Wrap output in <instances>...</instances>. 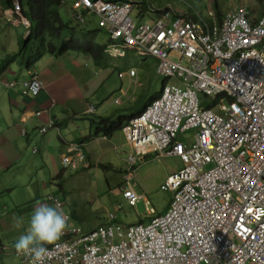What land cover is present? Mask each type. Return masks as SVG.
Here are the masks:
<instances>
[{"label": "built area", "instance_id": "2783aa9c", "mask_svg": "<svg viewBox=\"0 0 264 264\" xmlns=\"http://www.w3.org/2000/svg\"><path fill=\"white\" fill-rule=\"evenodd\" d=\"M81 6L115 41L110 56L122 57L128 48L152 56L158 74L171 79L162 98L126 127L129 160L153 150L180 157L184 168L163 187L174 193L164 217L148 225L65 231L61 237L73 238L46 246L44 264H264V3L259 17L239 7L220 22L210 12L206 19L172 21L164 14L139 23L131 0H79L75 9ZM14 11L21 12L18 2ZM24 86V95L36 96L42 82L33 75ZM197 92L233 100L215 111ZM71 150L79 159L64 163L75 168L83 157L78 146ZM18 257L30 264V257Z\"/></svg>", "mask_w": 264, "mask_h": 264}, {"label": "crops", "instance_id": "0c3cea01", "mask_svg": "<svg viewBox=\"0 0 264 264\" xmlns=\"http://www.w3.org/2000/svg\"><path fill=\"white\" fill-rule=\"evenodd\" d=\"M187 1L188 3L185 5L177 3L175 6L170 5L167 8L172 12V20L182 13L191 15L194 10L201 14L214 11L220 18L232 8L241 5L224 10L220 8L217 0H207V9L202 12L200 6H196L190 0ZM144 5L146 8H150L146 3ZM2 8H4V4L0 0V57L4 54L7 60L9 59L7 46L11 42L12 33L7 34V30L3 28L1 21L7 26L12 25L15 28L19 26L17 23L7 22L6 17L10 11L4 8L6 12L2 13ZM65 9L66 12L63 11L62 15L68 20L71 17L70 3ZM141 10L142 15L139 17L141 21L145 16H149L151 20L156 18V15L147 13L149 11L145 7H142ZM26 37V33H19L20 52H22V43ZM46 57L47 55L42 60ZM51 58L52 60L47 63L42 72L31 68L34 73L40 75L45 86L41 94L32 100L22 94V83L29 79L28 67L26 66V79L13 87H9L10 85L5 78L6 71L9 69L5 70L3 67L5 59L0 61V65L3 67L0 72V198H2L0 200V212L2 204H6L3 197L10 193L15 205L14 211L17 212L15 217H23L25 221L23 227L17 228L13 223L14 215L10 218L11 222L7 223L6 220H3L1 215L3 213H0V243L15 244L16 239L24 234L28 219L37 202L50 205L46 200L48 195L63 201L64 208L66 207L67 204L62 196L67 195V183L70 180L62 181L63 184L59 182L57 188L54 183L55 180H62L64 177L61 176L57 179L55 177L59 173L64 174L63 176L68 173L70 178L74 179L89 172L73 173L63 169L60 159L66 152L67 143L84 139L86 141L84 145L85 155L92 166L98 164L99 166L103 165L105 169L113 168L112 164L109 163L107 166L101 162L103 156L110 153L119 161V167L125 165L124 160L128 148L123 132L119 131L109 138H103V135L98 134L97 126L89 120V118L93 119L94 116H87L86 114L89 105L96 107V116L103 117L131 115L143 107L144 102H138V99L129 97L127 92L124 93L125 98L122 99V105H115L111 97H108L109 91H104L106 83L110 80L109 77L103 74L96 76L94 73L96 65L93 61L90 63L91 59L74 53ZM15 60L16 58L13 57L10 58L9 62H15ZM90 70H93V75ZM129 84L136 85L130 78ZM100 89L103 90V93L97 94ZM112 107L118 109L112 111ZM43 108L49 109L47 111L57 125L56 129H52L45 135H42L39 129L46 123V117L40 119L33 115L35 110ZM34 149H37L36 153L33 151ZM28 153H30V160L26 157ZM34 168H36V172ZM26 180H29L28 185L24 184ZM70 211L69 209L67 213ZM11 256L13 253L0 257V264H10V260L14 257L11 258ZM18 262L13 258L11 264H18Z\"/></svg>", "mask_w": 264, "mask_h": 264}, {"label": "rangeland", "instance_id": "374dc122", "mask_svg": "<svg viewBox=\"0 0 264 264\" xmlns=\"http://www.w3.org/2000/svg\"><path fill=\"white\" fill-rule=\"evenodd\" d=\"M136 4L140 2H145L149 7H151V14H156L155 11H164L169 8V6H175L177 3L186 4L187 0H132ZM196 6H200L202 12H205L208 6L207 0H190ZM210 1V0H209ZM220 4L221 9H228L230 7L238 6L239 4H244L254 9H259L261 6V0H217ZM200 3V4H199ZM26 4V2H25ZM132 12V18L137 21L139 10L136 8ZM192 9L194 7H191ZM66 12V9H63ZM62 11V12H63ZM151 18L145 16L141 23L150 22ZM97 19L96 17L89 18V21L84 28L89 31L98 30L97 29ZM2 26L7 30V34L12 33L11 42L7 46V57L3 54L0 57V61L4 60L3 67L5 70L8 68L9 71H6V80L8 84H19L22 80L27 77V68L26 61L29 56V52L22 50L20 52L18 40L19 33H25L24 27L19 26L17 28L12 25H6L1 21ZM36 26V22L33 21V28ZM97 40L105 45L109 41V36L100 32L97 36ZM138 57L134 54L128 53L126 59L123 61L109 60L107 65L102 66V70L96 67L94 73L96 76L103 74L109 77V81L104 87V91H109L108 97H111L112 102L114 98L121 97L124 99V93L127 92L129 97H134L138 99V102H147L149 98L154 96L156 93L161 91V86L163 83V78L159 77L156 74V62L154 59L148 58L147 61L143 62L145 55L142 53H137ZM82 56L81 54H78ZM15 57V62H12L10 58ZM52 55H47L40 63L37 62L31 68L38 72H42L46 67L47 63L52 60ZM57 58V57H54ZM173 56H171V59ZM90 63L92 61L90 60ZM0 65V72L3 69ZM130 70H134L137 73L136 85L129 84V78L126 76L123 79L118 78V73H128ZM93 75V70H90ZM100 72V73H99ZM95 75V74H94ZM99 79V78H98ZM7 87L6 85H4ZM103 90L100 89L97 94H102ZM211 100V99H210ZM104 104V103H103ZM131 105V104H129ZM118 109L112 107V111ZM114 120V119H112ZM191 131L187 137L192 136ZM182 140H185L184 137H181ZM27 159L30 160V153L26 155ZM103 164H112L114 167L108 170H105L95 165V168L84 175L77 176L74 179L70 178V175L67 173L62 180H55L57 188L59 187V182L70 180L67 183L66 196H62L65 199L66 207L64 210L68 212L69 215L73 214L72 223L75 227L82 229L83 231H88L102 224L108 223V217L110 213H115L117 215L116 222L120 224H134L143 220L144 222H149L150 217L148 215L144 201H140L137 207L132 208L129 206L127 200L123 198V195L120 191V183L122 176L120 171H117L119 168H124L123 166L119 167L120 163L114 158L112 153L105 154L101 160ZM183 167L179 160H166L163 159L160 162L148 160L138 165L134 184L136 185V191L144 195L150 202V207L156 210L157 215L166 213L168 210L170 201L172 199L171 192H165L161 190V185L164 183L165 178L174 170H179ZM36 172V168H34ZM74 174L72 175V177ZM15 177V176H14ZM58 176L55 177L57 179ZM29 180L24 182L25 185H28ZM63 184V183H62ZM26 191V190H25ZM24 192V191H23ZM16 194V193H14ZM21 194V193H20ZM2 198H0L1 200ZM3 199H5L6 204H2L1 214L3 220H6L7 223L11 222L10 218L12 215H16L17 212L14 211L15 205L14 201L11 199L10 193H7ZM65 205V204H64ZM121 207V208H119ZM9 209V212H8ZM8 213V214H7ZM7 214V215H6ZM19 216V214H18ZM5 243V242H4ZM6 244L14 245L10 242ZM13 256H11L12 258ZM14 258V257H13ZM10 260V264L13 260ZM18 262L16 258H14ZM18 264H20L18 262Z\"/></svg>", "mask_w": 264, "mask_h": 264}, {"label": "clouds", "instance_id": "9594fccd", "mask_svg": "<svg viewBox=\"0 0 264 264\" xmlns=\"http://www.w3.org/2000/svg\"><path fill=\"white\" fill-rule=\"evenodd\" d=\"M60 1H61V4H62V7H61L62 11H63V9H65L67 7L68 3H70L71 17L69 19H72L75 23L79 24L81 27H84V25H86L88 23L89 18L96 17V19L98 21L97 22V29L99 31L98 34L100 32H104V33H106L108 35V33L106 32V30L104 28H100L99 27V17H97L96 15H94L92 13H89L87 8L85 9L82 6L79 9H75V4L77 2H79V0H60ZM93 1H96V0H93ZM102 1H104V0H102ZM17 2L21 6V12L20 13H17V12L14 11L15 4ZM25 2L27 3V0H15L11 7H8L5 4L4 8L7 9V11H10L8 16L6 17L7 22L8 23H17L18 26H23L24 30H25V33H26V36H27L26 39H27L29 37V35H30L31 30H32L33 22H31L23 13V6L25 5ZM133 3H134L135 6H137L136 8L139 10V13L137 15V17H138L137 22L141 23V20L139 19V17L141 16V8L142 7H146L144 5L145 2H140L138 4H136L135 2H133ZM263 3H264V0H261V6L259 7V9H254L252 7H249V6L243 4V5H240V6L236 7V8H232L231 10L238 9L239 7H246L247 9L252 11V13L256 17H259L262 14V5H263ZM4 8L1 9L2 13L6 12V11H4ZM134 9H135V7L133 8V10ZM150 9H151V7L149 9H147V11H149L147 13H149V14H151ZM133 10H132V12H133ZM230 11H228V12H230ZM210 12H212L216 16V18H217V20L219 22L228 13V12H226L222 17L219 18L214 11H209L206 14H201V13H197L194 10L191 15H188L186 13H182L180 15H177L176 18L184 17L186 19H195V18L201 16V17L206 19ZM155 13L156 14H151V15H156V18L153 19V20L159 19L164 14H168L169 19L172 20V18H171L172 12L169 9H165L164 11H155ZM78 14L82 15V17H83L82 21H79L77 19ZM22 18L26 19V21L29 23L28 26L23 24ZM176 18H174L173 20H175ZM153 20H151V21H153ZM143 23H149V22H143ZM261 24L264 25V21H262ZM25 33H23V34H25ZM98 34H97V36H98ZM97 36H96V40L98 39ZM113 43H115V41H113L109 37L108 43L104 45L105 46V52H106L109 60L123 61V60L126 59V56L128 55V53L134 54L136 57H138V54H137L138 52H136L135 50H132L130 48L122 50V53H123L122 57L114 58V57L110 56L109 50H110V47H111V45ZM82 56H85V55H82ZM85 57H87V58L91 59V61H93V59L91 57H89V56H85ZM148 58L154 59L156 61V74L159 77L163 78L161 91L159 92L160 96L157 99L152 100L145 107L144 110H143V107H142V109H140L139 111H136V113H134V114L123 116L124 117V121H123L122 129L118 130L116 132H119V131L123 132V134L125 136V144H126V146L128 148V151H127V154H126V158L124 160L125 165L124 166L122 165L124 168H119L117 170V171L121 170L120 174L122 176L121 183L119 185L120 191H121V193L123 195V198L125 200H127L129 206L132 207V208L137 207V205H138V203H140V201H144L146 209H147V212H148V215L150 217V221L149 222H144L143 220H139V222L134 223V224H120V223L116 222L117 215L115 213H110V215L108 217V223L102 224V225L98 226L97 228H94V229H91V230H88V231H83L82 229L77 228L74 225H72L73 224L72 223V217H71V215H69L64 210L63 201L59 200L58 198H56V197H54L52 195H48L46 197V200H47V202L50 205L42 204V203L37 202L36 207L34 208L32 214L30 215V217L28 219L27 227H26V229L24 231V234H21L16 239L15 244L11 245V244L0 243V257H2L4 255H7V254L11 255V253H13L14 258H16L19 261L20 264H21V261H20L18 255H24L26 257H30L31 258L30 264H44L46 258L49 255V248L46 247V246L55 244L57 241H61V240H65L66 241V240H70V239L73 238V235L71 233L67 234L66 237H61L64 234L65 231L66 232H71L72 229H79L81 232H91V231H94V230L98 229L99 227H103V226H121L123 228H126V227H130V226H133V225H140V224L141 225L142 224L148 225V224L151 223V221L154 218H156V217H164L170 211V209H171V207L173 205V202H174V193H173V191H170V190H164L163 187H165V185H166V183H167V181H168V179H169V177L171 175L181 171L184 168V163L182 162L181 158L180 157H168L165 154H160V152H156V151H153V150L148 151L142 157L137 158L135 161H132V162L128 158V156L132 153V148L130 147V145L128 143V140H127V134H126V131H125L126 127L128 125H131V122L134 119H138L139 117H141L147 111L148 107H150L152 105L153 102H155L156 100L162 98L164 87H166L171 82V79L165 78L164 76H161V75L158 74L159 61L156 58H154L152 56L145 55V59L143 60V62L147 61ZM172 59L176 60V57L173 56ZM184 62H187V59H184ZM27 63L28 62L26 61V66H27ZM102 66H105V65H100V66L96 65V67L100 68V71L102 70V68H101ZM107 66H109V65H107ZM31 67H28L29 79L27 81H25L24 83H22V87H23L22 94H23L24 97H26V98H28L30 100L36 99L41 94L43 89L45 88L44 82L41 79L40 75L38 73H34L32 71V69H31ZM33 75L38 76L39 79L41 80L42 89L40 90V92L36 96L32 95V94L31 95H24V90H25V86L24 85H25V83H27V82H29L31 80ZM125 76L129 77L132 81L136 82L137 73L134 70H130L128 73H118V78L120 80L123 79ZM175 82H177V81H175ZM175 84H180V82L179 83L177 82ZM9 85H10L9 87L15 86V84H9ZM181 87H182V85H181ZM197 96L201 100L202 105L204 107L212 109V110H215V111L217 110V108H218V106L220 104H223V103L231 104V102L233 100L231 97L227 98L226 94L214 95V94H207L205 92H197ZM149 100H150V98H149ZM147 102H144L143 106L145 104H147ZM113 103L115 105L120 106V105H122L123 101H122L121 98H116V99H114ZM47 110H49V109H46V108L38 109V110H35V113L33 114L36 118H40V119L43 118V117H46V123L43 126H41L40 129H39V132L42 135H45L46 133L50 132L52 129H56L57 128L56 127L57 125H56L55 121L52 119V117L50 116V114L48 113ZM136 110H138V109H136ZM86 114H87V116H91V115L94 116L93 119L89 118V120L91 122H93L97 126V132H98V134L100 133L101 135H103V138H109V137L113 136L116 133L115 132L114 134H112L110 136L105 135L104 133H102L101 131L98 130L99 126L96 124V122H98V120L100 118L101 119L105 118V119H111V120L114 119V120H116L121 115H119L117 117H114V116L113 117L96 116L97 115V109H96V107L94 105H89V107H88V109L86 111ZM128 117H130V118L127 120ZM82 118H84V117H82ZM145 123H146L145 119L142 120V121L138 120L137 122H135V125L141 127ZM191 131H193L192 132V136L190 137L191 141H192L195 131L194 130H189L187 132V135ZM24 135H26V134H24ZM181 137H184L183 134H180V136L178 138L180 142H188L185 137H184L185 140H182ZM85 142L86 141L83 139L81 141L67 143L66 152L62 155V157L60 159L61 164L63 166V169L65 171H72L73 173L87 172V171L92 170L93 167H95V166L91 165V163L88 161V159H87V157L85 155V150H84ZM73 146H78L80 148V150H81L80 153H81V156L83 157L81 160H79L78 165L75 168H73L71 165H67V164L64 163L65 159H70V160L79 159L77 152L71 150V148ZM33 151L36 153L37 149H34ZM172 158H174V159H172ZM163 159H166V160H168V159L179 160L181 162V164L183 165V167L181 169H179V170H174L169 175H167V177L164 180V183L161 185V190L162 191L171 192L172 193V199L170 201V204H169V207H168V210L166 211V213L161 214V215H157L156 210L154 208L150 207L149 200L144 195H141V194H139L136 191V185L134 184V180H135L136 170H137V167H138L139 164H141L143 162H147L148 160L160 162ZM107 166H109V165H107ZM100 167L103 168L104 166L102 165ZM112 167H114V166H112ZM103 169H105V167ZM105 170H108V169H105ZM59 174H61L62 177L64 175L62 173H59ZM51 197L57 199L58 201H60L62 203V208L61 209H59L57 206L54 205L53 202H51L49 200V198H51ZM119 208H121V207H119ZM13 223H14L15 227L21 228V227L24 226L25 221H24L23 217H15L14 216L13 217Z\"/></svg>", "mask_w": 264, "mask_h": 264}, {"label": "trees", "instance_id": "16d2710c", "mask_svg": "<svg viewBox=\"0 0 264 264\" xmlns=\"http://www.w3.org/2000/svg\"><path fill=\"white\" fill-rule=\"evenodd\" d=\"M14 1L1 0L8 7H11ZM61 7L60 0H27L23 6L24 15L31 22H36L29 37L22 43V50L29 52L27 66H33L46 55L61 57L70 53L89 56L97 66L106 65L109 58L105 52V46L96 40L99 31H89L72 19L66 20L62 15ZM145 9L148 8L145 7ZM159 96V93L152 96L143 106V110ZM123 121V116L116 120L100 118L96 124L99 126V131L110 136L122 129ZM58 178H61V174Z\"/></svg>", "mask_w": 264, "mask_h": 264}]
</instances>
